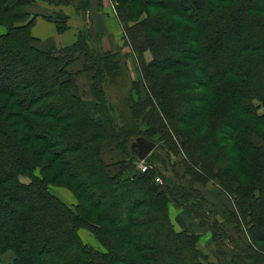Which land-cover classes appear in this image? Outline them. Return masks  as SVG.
I'll list each match as a JSON object with an SVG mask.
<instances>
[{
	"label": "trees",
	"instance_id": "16d2710c",
	"mask_svg": "<svg viewBox=\"0 0 264 264\" xmlns=\"http://www.w3.org/2000/svg\"><path fill=\"white\" fill-rule=\"evenodd\" d=\"M36 1L58 8L51 13L58 32L67 27L61 7L90 6L0 0L3 74L35 72L11 89L0 83V253H13L5 264H264L255 244L264 242V146L252 141L264 139V0H110L147 94L135 99L128 89L121 104L108 92L127 72L120 49L95 44L88 27L71 44L39 48L28 11ZM87 73L110 130L78 94L76 77ZM156 133L167 136L169 165L154 149L144 161L151 168L135 169L132 141ZM109 138L124 154L112 165L101 156ZM176 154L182 158L171 160ZM207 181L232 208L220 213L196 188ZM53 183L72 192L74 209L49 192ZM169 200L189 206L207 228L217 260L199 246L200 233L174 227ZM78 228L104 250L84 243Z\"/></svg>",
	"mask_w": 264,
	"mask_h": 264
},
{
	"label": "rangeland",
	"instance_id": "374dc122",
	"mask_svg": "<svg viewBox=\"0 0 264 264\" xmlns=\"http://www.w3.org/2000/svg\"><path fill=\"white\" fill-rule=\"evenodd\" d=\"M92 1L95 2L94 4H96V1H98V0H92ZM104 1L106 2L107 0H104ZM108 1L112 5L114 4L110 0H108ZM40 2L45 3V4H42V5H44L45 9H47V6H46L47 2H44V1H40ZM47 5L49 7L50 6L54 7L51 4H47ZM89 5H90V2H89ZM102 6H103V4L100 3V7L101 8H102ZM65 8H68V10H71L69 12L72 13L71 14L72 17H74L73 14H75L76 16L78 15L79 18L77 19V21L79 23H82V25L74 33L75 37H74L73 42L76 39V35H77L78 31L81 28H83V26H84V27H88L89 28L90 33L95 38V44L100 45V47L103 48V46H101V42H100L101 41V34L99 32H96L94 30V28L92 27V23H91V15L92 14L90 15L89 9H88L87 12L86 11L77 12L76 10H74L73 8L71 9L70 7H65V6L61 7V11L63 12V14L67 18L65 20L67 27L64 30L60 31V32L57 31V33L58 34H62L66 30L70 29V23L68 21L69 20V18H68L69 15L64 13V9ZM109 9H111V8H109ZM56 10H58V8H56ZM110 11H113L112 13H114L116 21H117L118 25L120 26V28H121V30L123 32L122 24L120 23V21L116 17L114 8H112ZM45 12H47V10H45ZM109 15H111V14H109ZM95 16L93 17L94 24L97 25V28L103 27V30H105L104 22H102L100 20V19H103V17L99 16L100 18L97 19V18H95ZM82 18L84 19V21L81 20ZM46 20H49V19H46ZM102 24H103V26H101ZM129 24H132V21ZM55 29H56V27H55ZM3 31H5V28L3 26H0V33L3 32ZM103 33H104V35H106L105 32H103ZM34 34L40 36L41 39H39L38 41H35V45L39 46V48H42V49L48 48L49 46H51L50 43H53V42L57 41L56 38H55V35H54L55 32H54L53 26L49 22L43 23V22L40 21L39 24H37L35 29H34ZM123 35L124 34H122V42H121L122 45H120V46H118V47H116L114 49H120L121 53L124 55L123 59H125V53H127V55H126V59H127V62H128V64H126L127 72L126 73L123 72L122 76L118 77L117 84L111 86V88L113 86H115V88H113L110 91L107 90L109 92L110 100L113 103H116V104H121V98L123 96V92H126V90H128V89L133 93V96H134L135 99L139 97V98L145 100V98L147 96V94H146V92H145V90L143 88V84H142V81H141V73L139 71L137 61L135 59L136 58L135 54H134V52H132L130 46H127L125 44V41L123 40ZM67 39L68 38H65V40H67ZM247 40L251 41L249 39H247ZM109 41H110V39H109ZM73 42H71V43H73ZM66 45H68V44H66ZM62 46H65V45H62ZM6 54H8V53H6ZM143 55H144V60L148 62L150 60V58H151V53L148 52V51H144ZM11 57L16 58V55H14V54L12 55L11 54ZM8 58H10V56H8ZM5 59H6L5 57L4 58L0 57V83H1V85L8 86L11 89L15 85H17L19 82H21L24 78L35 74V72H33V69H31V68H28V69L25 68V70H23L22 67H18L14 71V73L12 75H10V77H7V75H4L3 71H2L3 69H5V65L7 63ZM124 62L126 63L125 60H124ZM78 63L79 62L75 63L72 66L73 70L77 69L76 65H78ZM36 75H38V72H36ZM131 77H133L134 79L131 78ZM134 80L137 81L138 86L133 88V87L130 86V81H134ZM76 82H77V87H78V90H79V92L77 91L78 94L85 101L86 105L88 107H91L92 112L95 113L98 117L99 116L101 117L100 119L105 122L106 126L110 130V125L108 124L107 113L105 111V108L97 106V103L95 102L96 98H95V95H94V92H93V89H92V86H91L90 75H88V73L80 75V76L76 77ZM123 83H127V84L124 85V86H120V84H123ZM105 87H107V86H105ZM144 104H147V101H145L143 103V105ZM117 112L118 111L116 110L115 114H118ZM258 112H260V113L264 112V106H260ZM173 135H174V133L172 131H170V136L174 139ZM52 137L53 136H51L49 134H46L45 135V140H47V141L50 140L51 141L52 139H54ZM160 138L161 137L159 136V134L156 133L152 137V139H150L151 141H153L155 143V147L152 149V151L155 149L156 150V154H158L160 156V159H162V160H164L166 162L165 165L166 164L169 165V161L167 160V157L165 155V152H166L165 148H163V149L161 148V145H163L164 143H168V142H166L167 136L165 137V135L163 134V138L162 139H160ZM252 141L256 145H263L264 146V139H262V138L254 137ZM117 143H118L117 139H114V138L112 139V141H111V138H109L108 141L106 140L103 143V146H102V149H101V156H102V159H103L105 164L112 165L114 163V161H119V160H122L124 158V154L121 153L120 150L117 148ZM171 158H172L171 160H173V159L180 160L182 157H181V154L180 155L176 154V155L171 156ZM137 160H139V159L137 158ZM137 160L134 163L135 169L139 168V165H138L139 162ZM177 167L180 168L181 165L178 164ZM150 168H148V169H150ZM110 173H115V171H113V172L110 171ZM35 174L38 175L39 171L36 170ZM19 178H20V180L22 182H29V178L27 176H20ZM156 178H159V177H156ZM156 178H155V180H156ZM160 181H161V179H159V181H157V182H160ZM231 185L234 186L235 182L232 181ZM195 186H196V188L198 190H200L202 192V194L205 196L206 199H209V201L213 200L215 202V200L217 198H221L223 196V199L220 200V201L218 200V202L216 203V206H218V209H219L220 213L223 212V209L225 207L226 208L227 207H231L232 208V202H231V199L229 198V196L224 191H222L217 186V184L212 183V181H207L206 183H201V182L197 183L196 182ZM48 189H49V192H51L52 194L57 196L61 201H63L71 209H74V205L76 203V200H75L72 192L64 184L53 183V184L48 185ZM104 189H106V187L105 188H104V186L100 187L99 192L101 190H104ZM213 190H214V192H213ZM88 192H90L89 189H88ZM95 198H96L95 195H91V200L92 201H95ZM177 207H182L183 212L187 211L188 215H190L193 219H195V221H197L196 218L191 214L189 206L181 205V204H177L176 205V203H174V201L169 200L168 210H169V213H170V218L173 221L174 227L176 229H181V227H187L188 229L190 228L191 231L194 230V232L198 233L199 229H200L198 227V225H191L192 223L196 224V222L191 220V224H190L191 226L188 227L187 226V224H188L187 220H185L183 218V216H186V215L182 214V212ZM150 215L153 216V213L151 212ZM220 216H222V215H220ZM200 231L206 232L208 230H207V228L201 227ZM77 232H78V235L80 236V238L82 239V241L84 243H86V244H88V245H90V246H92V247H94L96 249L104 250L103 246L101 245V243L95 238V236L89 230H87L85 228H78ZM143 241H145V240H143ZM146 242H149V241L147 240ZM255 244L258 247L264 249V242L263 241L262 242H256ZM42 245H44V244H42ZM38 246H39V244H38ZM199 246L202 247V249L205 250L206 252H209V254H210L209 259L210 260L215 261V260H217L219 258L215 254V251H214V248H213L214 246H213V243H212L211 238L209 236H208V238H204V237L200 236V238H199ZM12 258H13V253L10 250H5V252L0 253V264L9 263V262H11ZM172 261L176 262L174 259Z\"/></svg>",
	"mask_w": 264,
	"mask_h": 264
},
{
	"label": "crops",
	"instance_id": "0c3cea01",
	"mask_svg": "<svg viewBox=\"0 0 264 264\" xmlns=\"http://www.w3.org/2000/svg\"><path fill=\"white\" fill-rule=\"evenodd\" d=\"M107 1L105 2L104 0H101V1L98 0V1H96V4H94L95 2H93L91 0L90 1V6H89V12H90V15L92 14L91 15L92 27L94 28V30L96 32H99L101 34V41H100L101 42V46H103L104 49L110 50V49H114V48L122 45L121 42H122V34H123V32H122L120 26L118 25V23L116 21V18L114 16V13H112L113 11H110L113 8L112 4L109 1L108 2ZM100 3L103 4L102 8L100 7ZM42 4H45V3L40 2V1H36L34 4H32V5H30L28 7V11L30 12V14L36 15L35 16V20H34L35 21L34 22V25L32 26V34L34 36L40 38V36L34 34V29H35L36 25L39 24L40 21L43 22V23L49 22L53 26V29H54V32H55L54 35H55V38L57 40L56 42L50 43L51 45L56 46V47H59V46L66 45V44H70L71 42H73L74 37H75V34L74 33L82 25V23H79L77 21V19L79 18V16L78 15L76 16L75 14H73L74 17H72V15H71L72 13L69 12L71 10H68V8H65L64 9V13L67 14V15H69V17H68L69 20L68 21L70 23V29L66 30L62 34H58L57 31H56V29H55V23L53 22V18H52L53 16L51 14L52 11L56 10L57 7H55V6L54 7H52V6L49 7L46 4L47 9H45L44 5H42ZM109 8H111V9H109ZM45 10H47V12H45ZM109 14H111V15H109ZM43 16L46 19H49V20H46ZM94 16L97 19L100 18L99 16H102L103 17V19H100V20L102 22H104L105 30H103V27L97 28V25H95L94 22H93V17ZM81 20L84 21L83 18ZM101 26H103V24ZM103 32H105L106 35H104ZM65 38H68V39L65 40ZM109 39H110V41H109ZM126 55H127V53H125V61H126V64H128L127 59H126ZM76 66H77V68H79L80 67V63H78V65H76ZM131 78H133V77H131ZM111 141H112V139H111ZM213 192H214V190H213ZM222 199H223V196L221 198H217L215 200V202L213 200H211V201H213V203L216 205V203L218 202V200L220 201ZM184 213H186V212L184 211ZM186 214L188 215V213H186ZM188 216H190V215H188ZM191 220H193L194 222H196L195 219H193L192 217L191 218L188 217L187 218V223H188L187 226L188 227L191 226V225H197L195 223H192L191 224ZM200 230H201V228L199 229V232L198 233H200V235L202 237L208 238L207 231L206 232H203V231H200Z\"/></svg>",
	"mask_w": 264,
	"mask_h": 264
},
{
	"label": "water",
	"instance_id": "95a60500",
	"mask_svg": "<svg viewBox=\"0 0 264 264\" xmlns=\"http://www.w3.org/2000/svg\"><path fill=\"white\" fill-rule=\"evenodd\" d=\"M130 147L136 157L143 160L155 147V143L145 137L138 136L132 141Z\"/></svg>",
	"mask_w": 264,
	"mask_h": 264
},
{
	"label": "built area",
	"instance_id": "2783aa9c",
	"mask_svg": "<svg viewBox=\"0 0 264 264\" xmlns=\"http://www.w3.org/2000/svg\"><path fill=\"white\" fill-rule=\"evenodd\" d=\"M138 165L141 171H146L148 168L151 167L149 164L145 163L143 160H141ZM156 180L159 181V178H156Z\"/></svg>",
	"mask_w": 264,
	"mask_h": 264
}]
</instances>
